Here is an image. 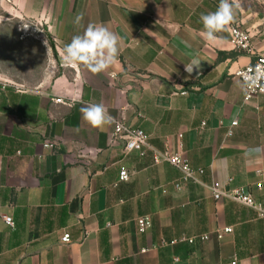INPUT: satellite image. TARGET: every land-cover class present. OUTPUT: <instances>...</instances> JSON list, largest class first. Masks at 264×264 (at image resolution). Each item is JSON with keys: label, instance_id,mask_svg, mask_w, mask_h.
<instances>
[{"label": "crops", "instance_id": "crops-1", "mask_svg": "<svg viewBox=\"0 0 264 264\" xmlns=\"http://www.w3.org/2000/svg\"><path fill=\"white\" fill-rule=\"evenodd\" d=\"M5 1L11 16L47 28L50 48L38 51L36 83H0V264H264V218L210 189L233 178L264 205V95L245 101L236 75L264 54V0H238L236 10L255 53L235 48L230 28L214 43L201 36L200 15L219 0ZM89 23L121 40L100 74L63 61L65 45ZM193 58L200 68L189 74ZM88 103L148 133L146 156L124 152L113 121H84ZM154 151L181 152L205 173L178 190L179 172L156 164ZM122 169L128 181H119ZM144 215L152 227L141 232ZM226 226L233 231L219 239L214 231ZM200 233L210 238L182 241Z\"/></svg>", "mask_w": 264, "mask_h": 264}, {"label": "built area", "instance_id": "built-area-1", "mask_svg": "<svg viewBox=\"0 0 264 264\" xmlns=\"http://www.w3.org/2000/svg\"><path fill=\"white\" fill-rule=\"evenodd\" d=\"M230 28V43L241 51L248 53H255L254 45L252 42V36L250 32L243 29L238 22H234L229 26ZM257 64L264 65V54H258L256 59L240 68L236 75L242 79V74L248 72V70ZM6 84L3 83V87ZM186 94V92H183ZM261 95H264V89L257 87L250 89L245 93V101H251ZM238 120L235 119L231 122L227 130V136L233 135L234 127L238 125ZM113 133L114 138H121L125 142L124 152L126 154L132 152H138L141 156H146L149 149L150 135L146 133L142 128L134 127L122 120L113 118ZM48 147H52L51 143L45 144ZM153 159L156 164L161 162L170 163L179 172L178 178L173 181V185L176 189H182L186 184L192 181H197L205 173V169L194 167L191 162L183 156L181 152H153ZM130 172L126 169H122L119 175V181H128L130 179ZM233 178H230L227 183L222 184L219 181H214L211 186V193L215 200L222 198H228L242 203L245 206L251 207L258 212V214L264 218V205L255 199L250 186H232ZM256 187L261 189L262 183L257 182ZM5 221L14 226V221L11 217H5ZM139 230L146 232L152 227V217L150 215H144L137 218ZM233 231L232 226H226L224 228H218L214 231L215 235L221 239L226 233ZM210 238V233L194 234L192 236L183 237L182 241L188 244H196L197 242H204ZM62 240L69 242L70 236L66 234ZM236 263V259L233 264Z\"/></svg>", "mask_w": 264, "mask_h": 264}, {"label": "clouds", "instance_id": "clouds-1", "mask_svg": "<svg viewBox=\"0 0 264 264\" xmlns=\"http://www.w3.org/2000/svg\"><path fill=\"white\" fill-rule=\"evenodd\" d=\"M238 0H219L215 11L200 15L202 23L201 36L209 43L219 39L220 33L226 32L235 22ZM83 14L76 16V24L80 25ZM25 28L27 26H24ZM121 50V40L104 25L89 23L82 34L72 37L71 42L64 47L63 61L66 65H83L93 74L107 71L117 60ZM198 58H193L185 64L189 74L200 68ZM238 87L245 93L250 89H264V65L257 64L248 72L242 74ZM82 118L93 128H102L113 121L102 103H88L80 109ZM255 152L256 149H252Z\"/></svg>", "mask_w": 264, "mask_h": 264}, {"label": "rangeland", "instance_id": "rangeland-1", "mask_svg": "<svg viewBox=\"0 0 264 264\" xmlns=\"http://www.w3.org/2000/svg\"><path fill=\"white\" fill-rule=\"evenodd\" d=\"M9 4L0 0V83L14 84L7 78L10 76L21 83L33 85L38 81V72H33L37 67L33 64H38L39 50L50 48L49 33L46 27L33 19L11 16L6 10ZM30 54L32 56H29ZM26 57L31 66L29 68L27 63L24 69L23 59ZM257 233L259 234L256 230Z\"/></svg>", "mask_w": 264, "mask_h": 264}]
</instances>
